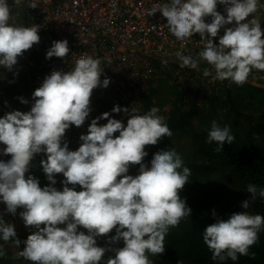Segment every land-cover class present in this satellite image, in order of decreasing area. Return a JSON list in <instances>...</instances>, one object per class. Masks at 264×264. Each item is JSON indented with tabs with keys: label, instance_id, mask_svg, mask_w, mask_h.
Masks as SVG:
<instances>
[{
	"label": "clouds",
	"instance_id": "9594fccd",
	"mask_svg": "<svg viewBox=\"0 0 264 264\" xmlns=\"http://www.w3.org/2000/svg\"><path fill=\"white\" fill-rule=\"evenodd\" d=\"M26 2L32 8L40 4L38 0ZM20 3L15 0L16 5ZM218 4L224 5L226 15L217 10ZM258 8L259 0H166L147 12L150 16L161 12L181 45L200 34L206 43L198 56L211 66L203 69L204 77L243 85L253 68L264 70V27L254 15ZM11 14L8 0H0V67L9 71L24 51L41 39L40 25H14ZM221 29L223 35H219ZM218 35L217 44L213 38ZM69 52L67 39L55 40L46 57L64 58ZM174 55L180 67L198 69L199 59L181 51ZM105 60L111 63L110 57ZM103 73L101 58L81 55L71 70H54L44 78L32 93L30 111L12 110L0 116V154H11L7 161L0 159V203L13 215L22 208L19 214L25 226L35 229L19 253L35 264H101L108 248L100 246L97 238L113 229L115 235L108 240L115 244L122 239L124 246L112 247L116 255L108 257L105 264H153L148 253H164L170 227L191 215V207L180 195L191 175L181 154L175 148L162 149L150 167L144 162L149 155L145 146L157 145L163 137L173 135L158 108L141 115L136 108L115 105L111 112H131L126 125L104 112L91 120L87 133L81 134L78 149H69L66 130L84 124L92 111L93 90L110 84L109 77L101 79ZM19 99L28 103L22 96ZM102 118H107V123L99 124ZM117 131L119 135H114ZM207 140L215 141V151L222 152L235 136L229 125L213 120ZM38 153L46 154L40 163L51 182L43 187L29 172ZM136 165L138 174H128L130 166ZM57 173L66 178L61 182L62 190L55 187ZM77 184L82 190H76ZM246 191L251 199L242 202V211L223 218L213 210L215 222L203 230L211 259L220 264L249 255L250 246L264 230V215L244 210L257 197L264 198V187L249 183ZM0 240L21 244L15 224L7 222L3 212ZM5 255L0 244V257Z\"/></svg>",
	"mask_w": 264,
	"mask_h": 264
},
{
	"label": "built area",
	"instance_id": "2783aa9c",
	"mask_svg": "<svg viewBox=\"0 0 264 264\" xmlns=\"http://www.w3.org/2000/svg\"><path fill=\"white\" fill-rule=\"evenodd\" d=\"M8 2L12 8L10 23L17 26L40 25L41 39L24 51L11 71L0 67V104L7 112L30 111L34 103L32 93L44 78L54 70H71L81 55L99 57L104 63L101 79L109 77L110 84L93 90L90 97L92 111L82 126H75L77 133L73 134L71 143H82L81 134L87 133L91 120L101 116V110L122 119L126 125L131 112L125 115L123 111L115 113L111 109L120 105L140 111L143 98L150 92L146 93L142 87L145 69L154 61H167L180 66L174 54L181 51L200 60L198 69L183 68L189 72L193 70L196 78L207 82L213 80L203 76V69L211 66L198 56L206 43L200 40V34L195 33L186 44L181 45L170 33L167 19L161 12L152 16L148 14L147 9L166 0H38L40 4L35 8L28 6L26 0H21L18 5L15 0ZM217 10L224 13V5L218 4ZM254 15L259 16L264 27V0H259L258 11ZM207 19L210 22L211 18ZM223 34L221 29L219 35ZM219 35L213 38L217 44ZM61 39L69 42L68 56L47 58L46 53L53 41ZM107 57L111 58L110 64L105 60ZM223 81L227 86L235 83L227 79ZM247 82L264 88V70L253 68ZM21 96L28 103L21 102ZM98 123H107V118L100 119ZM68 137L65 135L67 142ZM0 212H3L7 222L13 223L10 221L12 213L6 211L5 203H0Z\"/></svg>",
	"mask_w": 264,
	"mask_h": 264
},
{
	"label": "trees",
	"instance_id": "16d2710c",
	"mask_svg": "<svg viewBox=\"0 0 264 264\" xmlns=\"http://www.w3.org/2000/svg\"><path fill=\"white\" fill-rule=\"evenodd\" d=\"M192 75L195 76V73ZM211 82L213 87L205 94V98L208 99L207 102L193 105L190 110L178 118L176 123L167 122V124L175 123V125H179L183 129L181 134L188 137L191 141L190 156L195 160L194 162H190L189 159L183 160L184 164L191 169V175L189 182L185 184L180 195L182 198H186V202L191 207L192 212L190 216L182 218L178 226L170 227L165 237L164 253L156 255L148 253L153 264H220V262L211 259L212 252L203 241L204 228L207 224L215 222V217L212 215L213 210L219 213V209H217L218 192L215 187L204 182L214 171L216 164L225 171L227 178L242 184L245 200L251 199V194L246 191L249 183L264 187V151L246 139L235 137L232 144L225 143L223 151L217 152L215 151L216 143L214 141L209 143L207 140L208 130L211 127V120L214 119V114L221 108H226L222 107L223 103L233 104V93H242L249 100L264 105V88L254 86L248 82L243 85L234 83L231 86L224 84L225 81L212 80ZM218 96L220 98L225 96L229 99L217 107V103L220 101ZM148 97H150V92L145 96L146 99ZM149 101L153 103L152 99ZM144 104L142 102L140 112L145 110ZM151 107L148 108L147 106L148 109H146L150 110ZM233 109L237 113V110ZM101 112L104 113V110H101ZM204 112L208 117L193 121L195 115L200 116ZM74 128L75 125H72L69 129L72 130L73 134H76L77 132ZM69 129L66 130V133L69 132ZM114 135H119V132L117 131ZM44 154H36L29 169L31 174L39 178L42 186L51 183L47 180L46 173L38 170ZM152 159L153 156L151 154L147 162L149 167ZM138 171L139 169L129 170L128 174L135 176ZM55 187L59 189L60 181L56 180ZM244 210L252 214L264 215V198L257 197L250 202V207ZM104 235L102 243L105 244L104 247H107L111 244L108 237L115 235V229ZM258 235V241L250 246L249 255H240L239 260L232 261L228 259L222 264H264V230H261ZM120 241L124 242L122 239ZM114 245L111 244V247H117ZM251 253H255V255H251ZM115 255L114 251L108 254L109 257H114ZM4 262L5 264H13L11 260L7 259Z\"/></svg>",
	"mask_w": 264,
	"mask_h": 264
},
{
	"label": "rangeland",
	"instance_id": "374dc122",
	"mask_svg": "<svg viewBox=\"0 0 264 264\" xmlns=\"http://www.w3.org/2000/svg\"><path fill=\"white\" fill-rule=\"evenodd\" d=\"M192 74H194L193 71L189 72L188 69L182 68L178 66V64L167 62V66L165 67L164 61H154L147 65L145 77L142 80V87L145 89L146 93L150 90V97L147 99L145 97L143 98L145 110L141 111V115L149 111L147 109L152 106L151 108L156 107L159 109L158 115L163 116L166 123H176L178 118L190 110L193 105L207 102L208 99L205 98V94L212 89L213 83L210 81L207 82V80L203 78H196ZM257 86L260 85L258 84ZM150 99L153 100V103L149 101ZM218 99L220 101H218L217 107L223 102H226L229 98L225 96L220 98L218 96ZM232 100L233 104L223 103L222 107L226 108L218 110V112L214 114V119L211 120V123L215 120L221 126L229 125L235 137L246 139L248 142L255 144L260 150L264 151V105L249 100L239 92L233 93ZM233 108L237 110V113H235ZM7 111L8 110L5 109L4 106H0V116H3ZM204 117H208L205 112L200 116L195 115L193 121L202 120ZM175 123H172L173 125L171 123L168 124L173 133L171 137H163L157 146H145V150L149 153L144 160L145 163L148 162L151 154L154 157L157 152L167 148H175L177 152L181 154L183 160L189 159L190 162H194L195 159L190 156L191 141L188 137L181 134L183 133V129H181L179 125H175ZM69 132L70 133H65V135H69V149L76 150L80 145L70 142L73 133L70 129ZM214 143L216 142L214 141ZM43 156L42 159H46V154ZM10 158L11 154H0V159L7 161ZM134 169H139V165L130 166L129 168V170ZM38 170L42 173L44 172L41 163L39 164ZM64 179L66 178L63 176V173H57L56 180L60 181L59 190L63 189V184L61 182ZM204 182L207 185L215 187L218 192L219 201L217 209H219V213L216 211L217 215L227 218L228 215L233 212L242 211V202L245 200L242 184L227 178L225 171H223L218 164H216L214 171ZM68 186L73 187L72 184ZM41 187L43 186L41 185ZM75 188L78 189V191L82 190V186L78 184L75 185ZM22 210V208H18L17 213L15 215L12 214L10 217V221L16 226V232L21 240V244L17 246L11 241L5 242L0 240V244L4 245L6 251V255L0 257V264H5L4 261L6 259L11 260L13 264H35V262L19 255L20 251L25 247L23 241L27 239L31 232L35 231L33 227L25 226L19 214ZM188 221H190V219H188ZM20 222L21 227H19ZM81 230L87 232L82 226ZM104 237L105 235L102 234L97 238V243L100 246H105V244L102 243ZM114 246L123 247L124 242L119 241L115 243ZM107 248L108 251L105 252L101 264H105L109 257L108 254L112 253V247L107 246Z\"/></svg>",
	"mask_w": 264,
	"mask_h": 264
}]
</instances>
